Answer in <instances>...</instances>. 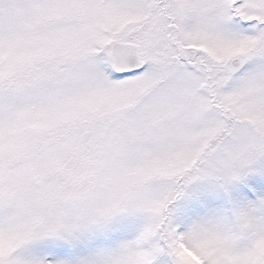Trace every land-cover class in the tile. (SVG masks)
I'll return each mask as SVG.
<instances>
[{
    "label": "rangeland",
    "instance_id": "obj_1",
    "mask_svg": "<svg viewBox=\"0 0 264 264\" xmlns=\"http://www.w3.org/2000/svg\"><path fill=\"white\" fill-rule=\"evenodd\" d=\"M0 264H264V0H0Z\"/></svg>",
    "mask_w": 264,
    "mask_h": 264
},
{
    "label": "water",
    "instance_id": "obj_2",
    "mask_svg": "<svg viewBox=\"0 0 264 264\" xmlns=\"http://www.w3.org/2000/svg\"><path fill=\"white\" fill-rule=\"evenodd\" d=\"M112 55L114 60L119 63L118 68L122 69V71L129 69L128 67L132 64V59L137 57L136 51H132V48L126 45H116L113 48ZM234 64L239 65L240 62L237 61Z\"/></svg>",
    "mask_w": 264,
    "mask_h": 264
}]
</instances>
